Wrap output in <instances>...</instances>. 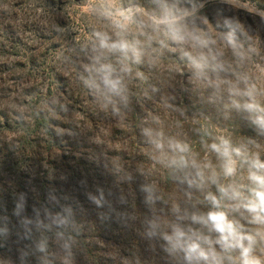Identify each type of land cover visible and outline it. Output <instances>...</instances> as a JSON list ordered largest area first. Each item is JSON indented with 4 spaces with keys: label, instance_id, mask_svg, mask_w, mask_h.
Wrapping results in <instances>:
<instances>
[{
    "label": "clouds",
    "instance_id": "1",
    "mask_svg": "<svg viewBox=\"0 0 264 264\" xmlns=\"http://www.w3.org/2000/svg\"><path fill=\"white\" fill-rule=\"evenodd\" d=\"M81 7L86 35H72L71 24L55 29L66 44L58 64L74 70L107 119L126 122L153 100L174 115L169 123L150 112L135 128L145 159L179 195L164 192L153 168L121 163L75 122L58 124L72 113L61 96L13 103L19 127L39 120L64 154L69 145L93 151L80 156L91 168L79 176L0 165V264H81L89 221L127 241L113 264H264V0ZM228 124L244 135L235 138Z\"/></svg>",
    "mask_w": 264,
    "mask_h": 264
},
{
    "label": "trees",
    "instance_id": "2",
    "mask_svg": "<svg viewBox=\"0 0 264 264\" xmlns=\"http://www.w3.org/2000/svg\"><path fill=\"white\" fill-rule=\"evenodd\" d=\"M30 2H36L37 6L33 7ZM5 4L7 11H0V165L9 172L32 167L44 168L51 173L55 167L71 168L76 176L80 175L81 169L90 170L91 166L80 156L91 153V147L78 149L69 145L68 154H64L65 148L58 140L55 142L51 135L42 133V121L29 120L23 128L15 123L10 108L13 103L38 104L47 96L56 94L72 109L70 117L57 118L58 124L67 127L70 121L75 122L82 131L102 138L107 149L121 163L128 167L153 168V178L161 183L164 192L179 195L167 183L163 170L154 168L145 159V147L135 128L150 112H158L169 123L174 115L162 111L157 100L141 105L126 122L118 123L98 114L76 82L74 70L66 71L57 61L48 60L51 51L58 49L48 46L51 36H56L57 26L67 25L65 4L61 1L55 3V0H0V6ZM32 8L36 10L34 14ZM189 127L185 125V132ZM224 128L235 138L244 135L239 124L224 125ZM191 139L194 141L195 138ZM9 144L16 145L14 153L9 151ZM88 225L81 264H113L112 258L121 254L127 241L102 232L94 221H89ZM129 249L138 253L139 242L131 240Z\"/></svg>",
    "mask_w": 264,
    "mask_h": 264
},
{
    "label": "rangeland",
    "instance_id": "3",
    "mask_svg": "<svg viewBox=\"0 0 264 264\" xmlns=\"http://www.w3.org/2000/svg\"><path fill=\"white\" fill-rule=\"evenodd\" d=\"M58 1H61L62 3L65 4V7L63 6L64 12L67 14V17H65V21H66L65 24L66 23L67 25L71 24L76 28V31L72 35H79L81 37L86 35V31H85L86 20L82 16L83 9L81 7V0H55V3H58ZM30 3L32 4L33 7H35V5L37 6L36 2H30ZM34 9L35 8H32L33 14L36 11ZM51 38L52 40L48 42L49 43L48 46L52 45V47H58V49L55 50V52L51 51L52 54L48 55L49 56L48 60L57 61L56 56L58 55L59 51H61L64 47H66L65 40L60 38L57 33L55 37L51 36Z\"/></svg>",
    "mask_w": 264,
    "mask_h": 264
}]
</instances>
